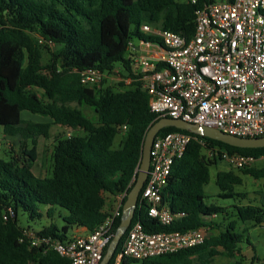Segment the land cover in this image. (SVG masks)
Returning a JSON list of instances; mask_svg holds the SVG:
<instances>
[{"label": "trees", "instance_id": "obj_1", "mask_svg": "<svg viewBox=\"0 0 264 264\" xmlns=\"http://www.w3.org/2000/svg\"><path fill=\"white\" fill-rule=\"evenodd\" d=\"M215 1L0 0V129L19 146L5 151L7 158L0 151V264H70L45 243L34 246L30 234L64 242L73 227L94 232L110 215L111 198L129 194L137 179L146 133L161 119L150 111L148 92L135 80L120 92L104 88L106 81L101 88H90L82 84L81 72L95 68L108 75L118 69L123 78H137L128 44L142 36V25L190 39L196 33L197 11ZM51 45L57 48L51 51ZM24 112L45 121L25 120ZM53 126L64 133L49 149L50 174L37 176V138H51ZM170 132L193 137L185 155L175 162L162 194L163 203L181 217L164 227L143 211L144 228L162 232L210 227L219 234L191 249L123 264H214L218 256L229 258V264H247L237 256L244 233L223 231L220 223L211 220L227 208L205 202L210 167L218 161L206 156L200 140L231 154L259 157L264 148H237L176 128H165L158 136ZM117 137L121 140L115 145ZM242 171L255 180L264 179V168ZM242 184V177L233 171L217 174L220 197H245L235 191ZM39 205L49 206L48 217L55 207L66 210L64 225L51 223L37 232L21 226L20 211L31 219L43 217ZM235 209L241 222L264 226V206ZM138 216L139 210L133 222ZM120 224L121 218L115 222V233ZM126 235L109 264H114Z\"/></svg>", "mask_w": 264, "mask_h": 264}, {"label": "built area", "instance_id": "obj_2", "mask_svg": "<svg viewBox=\"0 0 264 264\" xmlns=\"http://www.w3.org/2000/svg\"><path fill=\"white\" fill-rule=\"evenodd\" d=\"M192 2L196 4V0ZM140 31L142 36L128 44L138 77L122 78L127 83L135 80L143 84L153 114L213 127L241 138L264 136V0L206 3L197 11L196 33L190 39L147 24ZM114 72L121 77L120 70ZM111 74L87 69L81 72V82L90 88H101L105 79H114ZM192 140L191 135L179 132L156 137L148 179L136 209L139 216L132 221L114 264L178 253L203 245L210 237L211 229L207 227L147 232L141 218L144 211L164 227L180 219L163 203L162 194L175 162L185 155ZM200 143L209 159L230 168L242 170L264 162V155L231 154L205 140ZM127 197L128 191L117 197L115 209L88 237L54 242L30 234L32 244L45 243L70 264H101Z\"/></svg>", "mask_w": 264, "mask_h": 264}, {"label": "rangeland", "instance_id": "obj_3", "mask_svg": "<svg viewBox=\"0 0 264 264\" xmlns=\"http://www.w3.org/2000/svg\"><path fill=\"white\" fill-rule=\"evenodd\" d=\"M219 1V0H216ZM134 41H137L136 39ZM56 46H49L51 51H54ZM118 67H121L118 65ZM134 71L137 72V66H134ZM111 77L114 78L112 80L105 79L104 88L111 87L113 91L120 92L126 89H129L132 85L131 83H127L122 77H118L114 72L111 74ZM126 79V78H125ZM123 83V85H120ZM87 113L90 117H93V111L87 110ZM25 120H32L34 122H42L45 121V118L40 115H34L29 112H24L22 115ZM61 129L58 126L52 127V136L49 139H45L43 137L37 138V149L39 151V160L34 166V173L38 176H46L50 174V154L49 149L54 144L55 137L62 133ZM64 133V131H63ZM121 140L120 137H117L115 145L119 143ZM11 149L19 150V146L17 144L16 139L6 138L2 135L0 129V151L1 155L4 158L6 157L5 151H11ZM254 167L256 168H264V162L257 163ZM219 171H233L237 175L241 176L243 179V184L235 187V191L237 193L245 194V197H236V198H223L220 197L221 190L217 185V174ZM211 179L209 184L205 187V202L210 205H218L224 208H227V211L223 214H220L216 219L217 222L222 224L221 230L226 231L229 228L234 229L237 233H244L245 240L241 244L244 250V258L247 264H264V226L258 225L253 226L252 223H244L241 222L236 215V206H247V205H255V206H264V179L255 180L250 176H246L243 174L242 170L234 169L228 167L225 163H218L217 165L210 167ZM109 208L111 211L115 209V204L110 201ZM49 206L39 205V212L43 214L42 218L31 219L28 213L20 211L18 214L19 223L21 226L27 228L30 227L34 231H40L44 227L49 226L51 223L58 225L60 228L64 225L63 217L67 215V211L60 208L55 207L53 215L51 217L47 216V211ZM233 225V227L231 226ZM76 227H73L68 232V238H71L74 235V230ZM256 257L258 260H252L253 257ZM223 261V263H222ZM215 262V260H214ZM226 259L223 257L216 258V264H225ZM141 264V263H136ZM215 264V263H214Z\"/></svg>", "mask_w": 264, "mask_h": 264}, {"label": "water", "instance_id": "obj_4", "mask_svg": "<svg viewBox=\"0 0 264 264\" xmlns=\"http://www.w3.org/2000/svg\"><path fill=\"white\" fill-rule=\"evenodd\" d=\"M165 128H176L179 130L188 131L192 134L203 136L212 140L225 143L229 146L242 148V149H261L264 148V136L254 138H241L222 131L206 126H199L183 121L182 119L161 118L158 122L153 124L146 133L145 142L143 146L141 165L138 169L137 179L128 194L127 200L123 206V215L121 224L118 227L116 234L108 247L101 264H109L114 256L122 238L127 233L129 227L134 219L136 209L138 207L139 198L142 189L148 179L151 167V150L152 145L160 133Z\"/></svg>", "mask_w": 264, "mask_h": 264}, {"label": "crops", "instance_id": "obj_5", "mask_svg": "<svg viewBox=\"0 0 264 264\" xmlns=\"http://www.w3.org/2000/svg\"><path fill=\"white\" fill-rule=\"evenodd\" d=\"M219 1H225V0H219ZM61 132H63L64 130L63 129H61L60 130ZM37 175V174H36ZM38 176V175H37ZM113 200V202H114V204L116 205V200H117V198H111V200L110 201H112ZM110 204V203H109ZM110 206L108 205V208H109ZM112 212V211H111ZM218 218V216H214V217H212L211 218V220L212 221H215V222H217L216 221V219ZM217 223H219V222H217ZM220 227H222V224L220 223ZM255 227V226H254ZM207 228H210V227H207ZM211 229V228H210ZM211 234L212 235H218L219 234V230H212L211 229ZM90 235V232L85 228V227H76V229L74 230V235L70 238V239H72V238H75V237H88ZM244 255V250H243V248H242V246L240 245V253H238L237 254V256L238 257H244L243 256ZM218 257H223V258H225L226 259V262H224L225 264H229L230 263V259L229 258H227V257H225V256H218ZM218 257H216L217 259H218ZM216 258H215V264H216ZM254 259V261H256V260H258L255 256L252 258V260ZM222 263H223V261H222Z\"/></svg>", "mask_w": 264, "mask_h": 264}]
</instances>
